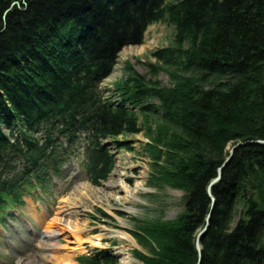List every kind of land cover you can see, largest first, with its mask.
I'll return each mask as SVG.
<instances>
[{
  "label": "trees",
  "instance_id": "16d2710c",
  "mask_svg": "<svg viewBox=\"0 0 264 264\" xmlns=\"http://www.w3.org/2000/svg\"><path fill=\"white\" fill-rule=\"evenodd\" d=\"M158 21L175 30L173 44L151 52L170 85L127 62L113 89H101L118 52L142 44ZM144 127L150 181L181 190L183 211L136 221V258L264 264V144L252 142L264 140V0H0V219L8 201L60 176L80 149L88 179L107 180L111 145ZM238 142L211 188V211L208 183ZM76 259L118 261L106 249Z\"/></svg>",
  "mask_w": 264,
  "mask_h": 264
},
{
  "label": "rangeland",
  "instance_id": "374dc122",
  "mask_svg": "<svg viewBox=\"0 0 264 264\" xmlns=\"http://www.w3.org/2000/svg\"><path fill=\"white\" fill-rule=\"evenodd\" d=\"M145 31L142 44L127 45L120 50L112 73L100 84L101 89H113L114 81L121 79L127 71L125 65L127 62L133 66L135 72L145 75L146 78L158 81V84L162 86L170 85L171 79L166 68L155 61L151 52L158 47L173 44L175 30L168 22L158 21L149 25ZM147 62L159 65L155 74H152ZM145 128L135 134L117 137L118 140L128 141V144L117 150L112 149L116 160L115 168L107 177L108 180L115 171L114 176H121L128 184L142 180L143 187L136 194V197L116 201L122 193L121 189L118 188L109 190L110 197L102 200L101 203L89 202L85 209L79 213H74V216L71 217L73 223L82 225L81 229L84 230L81 234L76 233L75 235L80 237L81 241H85L83 243L76 241L71 230H62V227L58 226L54 220L55 217L61 215L59 212L64 208V200L62 202V199L70 195L73 189L78 190L86 185V182H89L93 187H101L107 180L94 185L88 179L85 169L82 168L81 149L75 151L63 166L60 176H51L46 186L28 189L27 192L23 193L24 195L18 203L10 204V201L7 202L8 205H11V209L7 212L3 210L4 220L1 221L0 219V223L5 222L3 225L0 224V264H17L20 257L31 258L38 250V237L41 232L52 227L60 229L58 239H63L57 244L60 248L57 254L72 256L76 264H79L76 259L77 256L92 254L96 249H106L118 258V262L119 256H121L119 252L126 251L134 264H142L133 251L135 248L142 251L143 249L128 234L135 227L136 221L159 216L162 220H174L183 211V192L181 190L171 188L167 184L158 185L150 181L152 166H150V156L144 149L148 143ZM104 190L107 191L106 188ZM81 191L84 193H79L78 196L84 198L88 191L86 189ZM250 194L252 191L248 195ZM112 204L113 207L110 210L107 209ZM130 206L135 210L126 211L124 209ZM98 209L106 212L110 217H104ZM238 215L239 212L235 218ZM102 227L110 228V231L101 237L98 234L102 233Z\"/></svg>",
  "mask_w": 264,
  "mask_h": 264
},
{
  "label": "bare ground",
  "instance_id": "6f19581e",
  "mask_svg": "<svg viewBox=\"0 0 264 264\" xmlns=\"http://www.w3.org/2000/svg\"><path fill=\"white\" fill-rule=\"evenodd\" d=\"M3 131L6 134H9V128L3 126ZM233 146L234 145L227 146L228 151ZM216 174H217V170H216ZM114 175H115V171L110 175L107 182L101 187H93L89 182H86L87 183L86 185L82 186L78 190L73 189V192L70 195L62 199V202L64 200V208L59 212V214L61 215L59 217H55L54 220L56 221V224L58 226L62 227V230L64 229L71 230L73 233L72 235L75 236L76 241H78L79 243H83L85 240L81 241V238L76 236L75 234L76 233L81 234V232L84 230L81 229L82 225H79L77 223L74 224L73 221L71 220V217L74 216V213L75 214L79 213L81 210L85 209V206L89 202H92L93 204H95L96 202L101 203L102 200H105L107 199V197H110L109 190L111 189H118V188L121 189L122 193L119 196L118 200L116 201L119 200L123 201L124 199H128L130 197H136V194L143 187L142 180L137 181L136 183L133 184H128L125 181V179L122 178L121 176L118 175L117 177H115ZM104 188H106L107 191L104 190ZM85 189L88 191V194H86L84 198H80L78 194L84 193V191L81 190H85ZM89 191L93 192V195H91V192ZM112 207L113 204L109 205L107 209L110 210ZM124 209L126 211L135 210V208H133L132 206L125 207ZM109 231L110 228L108 229L106 227H102V233L98 235L102 237L104 236V234L108 233ZM59 234H60V229L57 227L45 229L43 232H41V234L38 237L39 238L38 250L33 254V256H31V258L20 257L17 260V264H76L72 259V256L67 254L64 255L57 254V252L60 250L57 244L59 242H62L63 240V239H58ZM119 254L121 256H119L120 260L119 262H117V264H134V261L132 260L131 256H129V254L126 251L125 252L121 251L119 252Z\"/></svg>",
  "mask_w": 264,
  "mask_h": 264
},
{
  "label": "water",
  "instance_id": "95a60500",
  "mask_svg": "<svg viewBox=\"0 0 264 264\" xmlns=\"http://www.w3.org/2000/svg\"><path fill=\"white\" fill-rule=\"evenodd\" d=\"M16 2H12V5L13 4H15ZM252 142H254V143H257V144H260V145H263L264 144V140L262 139V140H255V141H252ZM242 142H238L237 144H235L233 147H231L230 149H229V154H228V156L225 158V160L223 161V163L219 166V168L217 169V176L215 177V178H213L209 183H208V194H209V196L211 197V199H212V204H211V211H212V207H213V205H214V201H215V198L212 196V194H211V188H212V186H213V184H215V183H217L218 181H219V179H220V177H221V171H222V169L229 163V160L231 159V157H232V155H233V150L237 147V146H239L240 144H241ZM247 184H251V181L250 180H248L247 181ZM247 193H249V189H248V191H247ZM211 211L209 212V214L207 215V217L205 218L206 219V223H205V225H204V227L203 228H201L200 230H199V233L197 234V236H196V249H197V252L199 253V259H198V261L200 260V258H201V244H200V242H199V238H201L202 236H203V234H205V232H206V229L208 228V225H209V222H210V216H211ZM198 264V263H197Z\"/></svg>",
  "mask_w": 264,
  "mask_h": 264
}]
</instances>
